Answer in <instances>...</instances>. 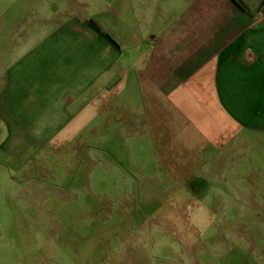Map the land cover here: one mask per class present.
I'll list each match as a JSON object with an SVG mask.
<instances>
[{"label":"crops","instance_id":"0c3cea01","mask_svg":"<svg viewBox=\"0 0 264 264\" xmlns=\"http://www.w3.org/2000/svg\"><path fill=\"white\" fill-rule=\"evenodd\" d=\"M35 2L15 14L10 47L41 38L0 69L6 151L121 126L171 191L235 171V204L264 223V0H67L55 27L21 26L42 17Z\"/></svg>","mask_w":264,"mask_h":264},{"label":"rangeland","instance_id":"374dc122","mask_svg":"<svg viewBox=\"0 0 264 264\" xmlns=\"http://www.w3.org/2000/svg\"><path fill=\"white\" fill-rule=\"evenodd\" d=\"M42 1V17H21V26H56L67 0ZM27 6L0 0L10 14L0 17V69L42 36L10 47L18 34L9 25ZM67 132L12 156L0 128V264H264L251 245L264 223L235 204V171L210 174L199 194L171 191L150 146L133 144L124 127Z\"/></svg>","mask_w":264,"mask_h":264}]
</instances>
